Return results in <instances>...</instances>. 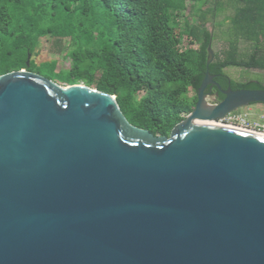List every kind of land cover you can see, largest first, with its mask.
Segmentation results:
<instances>
[{"label": "water", "instance_id": "95a60500", "mask_svg": "<svg viewBox=\"0 0 264 264\" xmlns=\"http://www.w3.org/2000/svg\"><path fill=\"white\" fill-rule=\"evenodd\" d=\"M168 136L116 94L0 74V264H264V136L214 121L264 104L209 72ZM224 95L208 101L209 86Z\"/></svg>", "mask_w": 264, "mask_h": 264}, {"label": "trees", "instance_id": "16d2710c", "mask_svg": "<svg viewBox=\"0 0 264 264\" xmlns=\"http://www.w3.org/2000/svg\"><path fill=\"white\" fill-rule=\"evenodd\" d=\"M211 34L212 43L221 34L227 45L208 67L214 80L222 88L264 89L260 80L224 72L264 71V0H0V74L26 67L41 38L55 45L69 39V68L30 59L28 70L116 94L131 124L168 136L195 107ZM210 95L224 98L217 88Z\"/></svg>", "mask_w": 264, "mask_h": 264}, {"label": "rangeland", "instance_id": "374dc122", "mask_svg": "<svg viewBox=\"0 0 264 264\" xmlns=\"http://www.w3.org/2000/svg\"><path fill=\"white\" fill-rule=\"evenodd\" d=\"M226 13L232 14L233 8L232 9L229 8ZM218 18L221 19L222 15H219ZM182 20H183L182 18L181 19L178 18V21H182ZM191 21L194 22L195 20L192 19ZM222 27L226 30L227 25H224ZM180 28H183V25L182 26L180 25ZM48 38L49 36L41 38L39 46L34 51L33 55H31L30 59H34L36 63L46 60L56 59L58 61L57 70L69 68L70 60L65 57V53L68 50L67 44L69 42L68 41L69 39H65V41L63 42L64 44L62 45H55L54 39L52 38L48 39ZM223 39L224 37H222L221 34L220 36L215 38V40L212 43V48L214 51L220 52L223 48L227 46L225 44L226 42L223 41ZM240 47L243 53L246 54L248 52L246 51L247 49H245V46H240ZM244 57H248V56H244ZM224 72L231 79L235 81L244 82L247 80H260L264 83V71L260 69H246L238 66H228L224 69ZM59 84L65 85L63 83H59ZM80 84H84V83L80 82ZM208 101L211 103L216 102V100L212 95L208 96ZM248 107H251L250 109V113L252 114L251 120H258L257 119L258 114H255V112L264 110V104L257 103V104H252L250 106L240 107L234 112L238 113V112L247 111Z\"/></svg>", "mask_w": 264, "mask_h": 264}, {"label": "built area", "instance_id": "2783aa9c", "mask_svg": "<svg viewBox=\"0 0 264 264\" xmlns=\"http://www.w3.org/2000/svg\"><path fill=\"white\" fill-rule=\"evenodd\" d=\"M250 106V105H249ZM251 107H248L247 111L243 112H231L228 113L224 118L217 119L218 123L231 125L239 129L250 131L257 134H264V110L255 112L258 114V120H251Z\"/></svg>", "mask_w": 264, "mask_h": 264}, {"label": "bare ground", "instance_id": "6f19581e", "mask_svg": "<svg viewBox=\"0 0 264 264\" xmlns=\"http://www.w3.org/2000/svg\"><path fill=\"white\" fill-rule=\"evenodd\" d=\"M193 122H194V124L221 125V126H228V127H231V128H235V129H238V130H242V129H239L237 127L231 126V125H227V124L225 125V124H222V123H218L217 121H207V120H202V119H195ZM243 131H245V130H243ZM248 132H250V131H248ZM255 134H257V133H255ZM259 135L264 136V134H259Z\"/></svg>", "mask_w": 264, "mask_h": 264}, {"label": "flooded vegetation", "instance_id": "af4514ba", "mask_svg": "<svg viewBox=\"0 0 264 264\" xmlns=\"http://www.w3.org/2000/svg\"><path fill=\"white\" fill-rule=\"evenodd\" d=\"M216 82H217V81H216ZM214 88H216V86H214V85L211 86V85H210V86L207 88V89H208L207 92H210V93L213 92ZM218 101H219V100H218Z\"/></svg>", "mask_w": 264, "mask_h": 264}, {"label": "crops", "instance_id": "0c3cea01", "mask_svg": "<svg viewBox=\"0 0 264 264\" xmlns=\"http://www.w3.org/2000/svg\"><path fill=\"white\" fill-rule=\"evenodd\" d=\"M240 43H243V41H241Z\"/></svg>", "mask_w": 264, "mask_h": 264}]
</instances>
